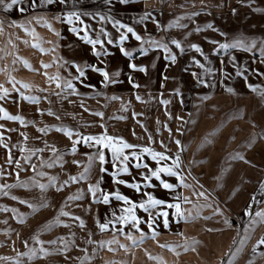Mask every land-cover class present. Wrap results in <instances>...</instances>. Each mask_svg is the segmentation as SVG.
<instances>
[{
  "label": "crops",
  "instance_id": "obj_1",
  "mask_svg": "<svg viewBox=\"0 0 264 264\" xmlns=\"http://www.w3.org/2000/svg\"><path fill=\"white\" fill-rule=\"evenodd\" d=\"M160 1L159 9H156L155 0H127L125 3L121 0H65L63 4L59 0H53L51 4L47 0H19L10 10L0 7V27L4 26L1 18L7 21L25 18L33 20L38 26H50V41L60 39L66 42V53L59 55L60 63L55 62L54 72L58 71V67L62 78L67 74L68 82L72 83L75 91L110 90L123 95L139 91L143 99L140 102L142 110L155 117L152 122H155L156 131L148 136L156 141H149L147 146L137 145L130 151L127 163L130 180L140 184L139 192L131 188V200L139 204L140 196L148 193L166 204L179 202L185 215L191 214V219L178 221L173 215L175 210L164 205L150 208L148 212L135 209V214L142 221L138 225L140 231H136L132 224L114 227L117 241L115 258L113 263L109 259L108 264H229V260L232 264H249V261L264 264V245L253 252V247L264 238V224L255 223L254 227H250V222L258 220L255 213L264 212V197L258 206L249 209L252 194L264 178V120L263 117H254L258 105L264 107V53L252 49H220V44L230 43L228 33L220 36L216 31L215 39H203L202 19L203 14H208L202 10L217 11L218 2H212L211 8L195 9V40L186 43L184 36H173L181 45L177 48L167 35L168 30H172L171 25H167L171 19L167 5L171 3ZM224 4L231 5L229 2ZM72 13L76 15L68 20ZM209 14L212 19L218 17H213L211 12ZM120 24L125 27L121 28ZM128 27L141 37L139 41L126 31ZM173 30L171 32L175 33L176 30ZM121 34L127 37L123 42L120 41ZM85 35L91 40L98 39L100 43L93 46L85 42ZM192 45H197L201 51H195ZM121 47L132 55H123ZM171 56L176 57L175 63L171 62ZM131 64L144 67L145 71H134L129 67ZM94 67L108 72L110 81L105 82L99 72L92 71ZM78 69L84 71V76H80ZM238 72L240 75H237ZM66 83L62 80L54 84H60L64 89ZM0 85L7 88L5 79L0 80ZM253 88L256 90L253 91ZM235 100H238V105ZM0 109V121L8 120L5 113L11 116L10 112L1 106ZM192 117L196 122L194 130L187 127ZM209 120L213 125L211 129H206L203 123ZM215 122L221 123L214 128ZM11 127L10 124H0V137H4L5 130L8 136ZM177 140L181 142V147L175 143ZM144 148L168 156L169 160L162 161V165L171 166L179 154L180 167L175 171L183 177V184H187V171H194L195 177L211 190L214 198L200 199L190 211L183 200L187 197V187L176 177L161 173L159 180L153 177L146 181L143 177L151 175L148 169L154 170L157 164L148 153L141 151ZM132 153L140 159H133ZM238 156L243 159H238ZM138 163L146 164L148 168L134 167ZM161 181L175 185V191L164 189ZM217 209L219 214H216ZM246 211L250 215H245ZM160 212L169 214L167 229L163 225L165 218L157 215ZM149 213L152 229L148 226ZM30 214L33 216L36 211ZM17 215L29 216L22 211H18ZM225 220L231 227L225 224ZM121 227L123 232L116 231ZM153 230L157 233L155 238H152ZM97 233H107V230L101 232L99 229ZM128 233L137 241L143 233L144 239L133 245L125 235ZM98 240L102 242V239ZM241 240L245 242L240 244ZM186 241L195 247V251L191 247L185 251L183 245ZM160 245L169 247L162 248ZM149 256L159 260L149 259ZM3 257L8 260H3L2 264H12L9 255L3 253ZM21 257L23 255L18 254V259ZM36 259L42 258H33Z\"/></svg>",
  "mask_w": 264,
  "mask_h": 264
},
{
  "label": "rangeland",
  "instance_id": "obj_2",
  "mask_svg": "<svg viewBox=\"0 0 264 264\" xmlns=\"http://www.w3.org/2000/svg\"><path fill=\"white\" fill-rule=\"evenodd\" d=\"M155 1V7L159 9L161 1ZM162 1L171 3L170 6L167 5L171 19L168 20L167 16L165 19L168 20V27L171 25L170 29L176 31L173 33L168 30L166 34L170 40H174L173 36H184L186 43L193 42L196 31L195 9L211 8L212 2H218L219 10H202L208 14H203V39H215L216 31L220 36L228 33L231 44L238 41L245 44L254 42L255 47L251 49L264 53V0ZM224 2L231 5L227 6ZM210 12L213 17H218L212 19ZM1 20L4 26L0 27V80L5 79V86L9 90L5 95L0 89V106L8 110L11 116L20 117L23 123L21 120L0 121V124L12 126L8 136L5 130L4 137H0V145H6L0 146V257H3V253L9 255L12 264H108L109 259L113 263L116 243H105L101 248L98 239H102V242L115 240L113 224L117 226L120 223L115 222L113 213L116 216L123 214L121 210L126 205L114 197L108 204H104L100 202V198L103 193L116 191L130 200L133 195L126 184L114 183L112 172L116 169L113 168L111 151L104 149L106 162L103 167L107 171L101 173L98 158L89 160L90 156L98 157L100 146H89L82 138L106 134L117 140L122 138L135 147L147 146L149 141H156L148 136L156 131L155 122H152L155 117L148 116L145 109V112L142 110L140 102L143 99L139 91L123 95L110 90H76L73 94L66 86L64 89L55 86L56 82L69 81L67 74L62 78L60 68L57 67L58 73L54 72L59 55L66 53L65 40L51 42L50 26L35 25L33 20ZM209 24L212 25L211 28L207 27ZM180 28L183 30L179 31ZM40 49L44 51L41 52ZM42 65L49 67L44 68ZM56 76L59 79H49ZM22 85L28 87L21 88ZM23 97L32 99L25 100ZM239 102L241 103V99ZM235 103L238 105V100ZM258 108L254 117H263L264 120V107L258 105ZM206 121L203 123L204 128L211 129L213 124L210 120ZM220 123L215 122L213 127L216 128ZM195 125L192 117L187 127L194 130ZM41 129L44 131H40ZM64 130L72 133L71 138L64 134ZM159 131L161 132V128ZM76 140L80 142L74 145ZM74 146L75 153L72 151ZM38 149L43 151H37ZM130 151L131 149H125V154L129 157ZM9 157L13 160L11 164L8 163ZM26 158H29L27 162ZM15 161H19L20 167L16 166ZM127 163L129 164V160ZM49 164L52 166L48 167ZM129 172L128 169L127 173H121L116 179L131 183ZM193 172L187 171V185L190 186L187 187V204L190 211L200 199L204 200L199 195L200 192H204L207 198H214L211 190L202 185ZM70 177H77L76 182H71ZM97 182L99 191L93 196L89 187ZM40 184L46 186L43 191L39 188ZM5 185L13 187H3ZM262 185L264 178L252 194L250 210L263 199L256 201L257 190ZM58 187L62 190H57ZM74 195H80V199L68 200L69 196ZM145 200V195L140 196L139 204ZM20 201L36 206V214L32 216L30 212L33 210ZM42 203L48 206L40 207ZM61 209L69 215H59ZM18 211L29 215L23 224L18 223ZM108 221L113 223H109L107 233L99 235L98 223ZM49 223L52 226L45 227ZM41 248L49 254L46 256L40 251ZM18 254L23 257L18 259ZM38 257L42 259L33 260ZM2 261L0 260V264Z\"/></svg>",
  "mask_w": 264,
  "mask_h": 264
},
{
  "label": "snow or ice",
  "instance_id": "obj_3",
  "mask_svg": "<svg viewBox=\"0 0 264 264\" xmlns=\"http://www.w3.org/2000/svg\"><path fill=\"white\" fill-rule=\"evenodd\" d=\"M59 2L63 4V3H65V0H59ZM125 2H127V0H121V3H125ZM17 3H19V0H10V3H6V0H0V7H2L5 11H7V10L12 9L13 6L16 5ZM47 3L51 4V3H53V0H47ZM21 11H23V9H21ZM75 15H76V13H72L69 17H67V19L71 20L72 16H75ZM149 15H150V13H149ZM77 19H79L78 16H77ZM141 19H144V17H142ZM119 26L121 28L125 27L123 24H120ZM207 27L211 28L212 25L209 24ZM0 31H2V29H0ZM126 31L128 33H132V35L135 37L136 40L139 41L141 39L140 36L136 35L135 32H133V29L131 27H128L126 29ZM84 39H85V42H87L89 44H92L93 46H95L96 44L100 43V41L98 39L97 40L88 39L87 35H85ZM126 39H127V37L124 34H121L120 41L123 42ZM152 43L155 44L156 42L152 41ZM213 43H215V42L213 41ZM172 44H174L177 48H181V45L175 40L172 41ZM33 47H37V45H33ZM164 47H165V50H167V46L165 45ZM191 47L197 52L201 51V49L197 45H192ZM253 47H255V43L254 42L251 43V44H245L244 42H240V41H238L237 43H234V44L224 43V44H220L219 45L220 49H225V50L229 49V48H241L242 50L248 51V50H251V48H253ZM40 51L43 52L44 50L40 49ZM120 51H121V53H123V55H125L127 57H130L132 55L131 52L126 51L123 47L120 48ZM142 52H143L144 55H147V52L144 51L143 49H142ZM96 54L99 55L100 53H96ZM170 59H171V62L175 63V60H176L175 56H171ZM42 67L47 68V67H49V65H42ZM129 67H131L132 70H134V71H139V72H144L145 71L144 67H137L135 64H131V65H129ZM78 71H79L80 76H84V71H82L80 69H78ZM92 71L99 72V74L104 77V81L105 82H109L110 81V75H109L108 72H106V71H104L102 69L95 68V67L92 68ZM115 75H119V73H115ZM237 75H240V73L238 72ZM49 79H59V77H50ZM22 87L27 88L28 85H22ZM57 87H61V85L57 84ZM66 87L69 88V89H72L73 94H75V89L73 88V85H72L71 82H67L66 83ZM133 87H137V85L133 84ZM0 89H3L5 95L7 94V89H4L3 85H0ZM252 90L255 91L256 89L253 88ZM228 91L231 92V89H228ZM23 99L30 100L32 98L23 97ZM114 99H115V97H114ZM137 99L139 100L140 98L137 97ZM161 103L167 104L168 101H161ZM0 111H2V109H0ZM49 114L51 115L52 113H49ZM5 117L7 119H9V120H21L20 117L8 116L7 113H5ZM21 123H23L22 120H21ZM40 131H44V130L41 129ZM64 134L66 136H68L69 138H71V136H72V133L68 132L67 130H64ZM82 139L89 146H94V145L100 146L99 152H98V157L94 158V157L90 156L89 160L91 161L93 159H97L98 158L99 164L101 165V167H100V172L101 173L107 171L103 167V165L106 162L105 161L104 149H108L112 153L113 168L116 169L115 171L112 172V177H113L114 183H116V184H126L127 187L133 188L137 192L140 191V184L135 183V182L126 183L123 180L116 179V177L119 176L121 173H127L128 172V167H127L126 162L129 160V155L125 154V149H132V148L135 147L134 145L128 144L122 138L117 140L116 138L108 136L106 134L105 135H100V136H87V137H83ZM79 142H80L79 140H76V141L73 142V144L75 145L76 143H79ZM175 143L177 144L178 147H181V142L179 140L175 141ZM0 146L6 147V145H0ZM21 151H24V149H21ZM37 151H43V149H38ZM72 151H73V153H75V151H76L75 146L73 147ZM141 151L144 152V153H148L151 156V158L157 164V167L154 170L151 169V168L148 169V171L150 172L151 175L143 177L146 181L149 180V179H152L153 177L156 178L157 180H159L161 173H164V174H166L168 176L176 177L177 180H179L184 187H190L187 184H183V177L180 176L177 171H175V169H178L180 167L179 154L176 155L175 160H173L171 166H169L167 164H163V165L161 164L162 161L169 160V157L166 156L164 153L155 152V151H152V150H150L148 148H144ZM131 155H132L133 159H136V160L140 159V157L137 156L135 153H132ZM237 158L241 159V160L243 159L242 156H238ZM27 159H29V158H26V162H27ZM8 163L9 164L13 163V160L11 159V157H9ZM15 163H16L17 167H20L19 161H15ZM74 163H78V162L74 161ZM117 164H119L118 168H117ZM51 166H52L51 164L48 165V167H51ZM32 167H33V169L35 168L34 165ZM134 167H136V168H140V167L148 168V165H146V164L142 165V164L138 163V164H135ZM40 175H43V173H40ZM50 179H54V178H50ZM69 179H70L71 182H76L77 177H70ZM65 183H67V181ZM161 184H162V187L164 189L169 190V191H175V187H176L175 185H173L171 183L164 182V181H161ZM148 186H151V185H148ZM3 187H13V186L5 185ZM45 187L46 186L44 184H40L39 185V188L41 189V191H43L45 189ZM262 187H264V185H262ZM57 190H62V189L58 187ZM0 191H2V188H0ZM98 191H99V182H97L96 185H91L89 187V192L92 193L93 196H95ZM6 194L7 193H5V195ZM144 195L147 196V201L142 202L140 204H136L132 200L127 198L126 196L120 194L119 191H116L114 193H103L101 198H100V202H102L104 204H108L110 202V199L113 198V197L116 200H118V201H122L123 204L126 205V207H124L121 210L123 214H121L119 216H116L115 213H113V216L115 217V222L116 223H120L121 225L132 224V226L136 229V231H140L138 225L142 223V221L135 214V209H137V208L142 209L145 212H148L150 208H156L157 206L164 205L165 207H167L169 209H174L175 210L173 215L178 221H187V220L191 219V214L189 213L186 216L185 213L182 211L181 204L179 202L178 203H167L166 204L165 201L156 199V198H154L152 195H150L148 193H145ZM199 195L201 197H205V199H207V197H206L204 192H200ZM12 199H16V197H12ZM76 199H80V195H74V196H69L68 197V200H76ZM174 199L179 200L180 198L179 197H174ZM183 200H184V202H187V197H184ZM20 203L27 204V206L29 208H31L33 210V212L38 211L36 206L28 203L27 201H20ZM47 206L48 205L46 203H42L40 205V207H47ZM12 211H15V210H12ZM216 214H219V210L218 209L216 210ZM59 215L68 216L69 213L64 212L61 209ZM157 215L163 216L165 218L164 221H163V225H164L165 229H167L169 227V220L167 218L169 214L167 212H160ZM245 215H250V213L246 211ZM149 216H150V222H149L148 226H149V229H152L151 213H149ZM255 216L258 218V220L250 222V227H254L255 223L264 224V212H257V213H255ZM24 222H25V217L24 216H20L18 218V223L23 224ZM58 222L59 221L57 220V223ZM109 223H113V221H108V222L103 223V224H99L98 223V227H99L100 231L101 232L106 231L108 229ZM225 224L228 225L229 227H231V225L228 224L227 220H225ZM51 226H52L51 223L45 225V227H49V228ZM81 227H83V221H81ZM113 227H115V224H113ZM116 231L123 232V228L122 227L118 228V229H116ZM209 231H214V229H209ZM125 235L127 236V239L132 241L133 245H136V244L142 242L143 239H144V234L143 233H141L140 241L135 240L131 236L130 233L125 234ZM156 235H157V233L153 230L152 231V238H155ZM180 235H182V234H180ZM36 242L39 243V241H36ZM244 242H245L244 240H241L240 244H243ZM50 243H55V241H50ZM89 243H91V241H89ZM105 243L110 245V244L117 243V241L116 240H112V241H108V242H101L100 247L103 248L105 246ZM234 243H235V241H234ZM261 245H264V238H261L257 242L256 246L253 247V252H255L256 248L260 247ZM121 247H124V246L121 245ZM160 247L164 248V247H169V246L168 245H160ZM183 247H184L185 251L189 250L190 247H191L192 251H195V247H192L191 245H189V243L187 241L185 242ZM170 250L174 251L175 249L174 248H170ZM40 251L44 252L45 255L49 254L43 248H41ZM33 254L35 255V253H33ZM230 254L233 255V256L235 255V253H230ZM149 259L159 260L158 257H152V256H149ZM0 260H8V258L7 257H0ZM229 264H232L231 260H229ZM249 264H252V262L249 261Z\"/></svg>",
  "mask_w": 264,
  "mask_h": 264
},
{
  "label": "built area",
  "instance_id": "obj_4",
  "mask_svg": "<svg viewBox=\"0 0 264 264\" xmlns=\"http://www.w3.org/2000/svg\"><path fill=\"white\" fill-rule=\"evenodd\" d=\"M264 197V187H260L256 193V201L259 202Z\"/></svg>",
  "mask_w": 264,
  "mask_h": 264
}]
</instances>
